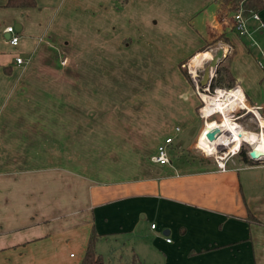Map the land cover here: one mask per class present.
<instances>
[{
    "label": "crops",
    "instance_id": "1",
    "mask_svg": "<svg viewBox=\"0 0 264 264\" xmlns=\"http://www.w3.org/2000/svg\"><path fill=\"white\" fill-rule=\"evenodd\" d=\"M7 1L0 0V264H80L93 228L99 240H117L110 254L120 264H264V156L248 163L234 153L221 169L186 154L199 147L202 121L216 119L197 120L200 96L182 62L214 44L229 49L223 60L230 58L245 106L264 114V66L252 51L254 37L233 24L241 5L234 11L223 0H37L31 7ZM259 13L264 20V8ZM86 19L98 33L79 31ZM248 23L264 40L260 20ZM11 24L20 35L16 45L6 31ZM170 26L183 34L168 41L152 31ZM118 27L124 37L116 40L110 34ZM127 35L141 55L155 48L158 69H170L179 90L176 113L194 110L183 118L185 132L172 120H145L132 99L118 108L107 102L101 82H111L106 65L114 58L94 46L82 53L79 45L114 46ZM113 109L128 120H100ZM257 119L237 122L258 134L264 119ZM168 136L171 163L162 164L152 157Z\"/></svg>",
    "mask_w": 264,
    "mask_h": 264
},
{
    "label": "rangeland",
    "instance_id": "2",
    "mask_svg": "<svg viewBox=\"0 0 264 264\" xmlns=\"http://www.w3.org/2000/svg\"><path fill=\"white\" fill-rule=\"evenodd\" d=\"M241 2H239L236 7H234V11L238 8ZM188 8L184 7L182 12H179L176 14V16L182 21L185 15H187ZM260 15L263 16V14L259 13ZM138 16H140V13H138ZM80 26H83V28H79L80 32L83 33H88L86 29H89V32H92L91 29L95 30L96 33H98V29L96 26L92 28V23L90 20L83 21L79 23ZM85 26H87L85 28ZM137 27H140V24H137ZM177 27V26H176ZM249 30H253L252 27L248 23ZM137 29L136 34H139V29ZM101 34L105 33V30L100 29ZM157 30L160 31V34L164 36L169 35L171 36L168 41H171V38L173 37L172 33H178L179 32V37L181 36L180 33L183 34V30L177 28H172L170 26L168 29H159L156 28L152 30L154 33H157ZM113 31V29L111 30ZM129 31V30H127ZM237 31V30H236ZM235 30L231 31L232 35L239 36ZM115 34H110L111 36H115L116 40L119 39L120 36H123L124 30L121 28H116L114 29ZM258 33L251 34L252 37H254L253 42V48L252 51L254 55L257 57V62L258 64H262V67L264 66V40L260 36L258 39L256 38ZM134 36V35H133ZM132 36V37H133ZM124 37V36H123ZM131 38V36H130ZM130 38L127 35V39L123 40L120 42L118 45L109 44H96V45H79L81 47V52L85 54H91L92 53V46H94V50L99 52V55L103 53H107L110 59L114 58V61H109L106 66H108V71L110 74L109 84H106L105 82H101L104 86L102 87V91L104 92V95L106 96V100L109 104H111L114 107V103H117V108L132 99V102L136 103L138 107H143L142 110L140 109H134L136 112L141 111L142 115L145 120H172L174 122L173 125H179L181 127L182 132H185V128L187 127L185 125L184 117H186L189 114H194V110L190 109V113L186 112L184 114L185 110L181 113H176V110L174 109L175 106L179 105L180 103L174 100L173 98L176 97L177 93H179V90H177V87L175 86V78L170 74V69H158L161 67L160 65H163L162 62H157L156 61V53H155V48L149 49L148 53L145 51L141 55V51H138V49H133L132 45H130ZM122 39V38H121ZM86 42H83V44ZM180 46V44H179ZM220 50H223L222 58L220 61L223 60L226 54L229 53V49H226L223 47L222 43H216L214 44L210 49L203 51L208 52V58L207 61H205V64L200 65L198 68L195 66V72L192 71V63L197 62L198 56L196 54V57L192 60V58H189L185 60L183 63H185L182 66L183 73L187 77L188 81L193 84V86L196 88L197 93L200 96V100L197 104L196 108V117L197 120H207V119H216V120H221L222 115L220 113H215L214 115L211 116H205L202 113V107L205 105V100L203 98L202 93H207L209 95H215L217 94L216 89L217 88H224L225 86H215L212 88L210 86V90H204V87L208 86V84L211 83L212 78L217 75L216 74V67L213 65L212 61L220 53ZM211 51V52H210ZM201 53V52H200ZM86 58L88 56L84 54H79V58ZM101 60L103 61V65L105 64V59L101 57ZM116 62V65L114 64ZM260 62V63H259ZM131 63V64H130ZM180 63V62H179ZM170 64V62H166V65ZM219 64V63H218ZM210 66L211 69V77L209 79V82L207 85L202 84V80L205 75L206 67ZM116 67V69H115ZM114 69V72H113ZM193 73H197L198 76V84L196 83ZM115 75L116 77L113 79L112 75ZM113 80V81H112ZM175 83V84H174ZM228 88V87H225ZM234 88V87H233ZM229 89V88H228ZM200 90V92H199ZM152 108H147L148 104ZM100 108H102L100 106ZM147 108V109H146ZM180 111V110H179ZM111 114L106 115L105 117H100V120H128V115L126 113H123V109H113L110 110ZM231 116L236 122L241 119V120H258L257 116L261 115V117L264 118V114L259 108H256L251 105L247 106H239L237 105V108L231 109ZM259 113V114H258ZM184 114V115H183ZM95 120H99L96 118ZM209 121V120H208ZM254 122V121H253ZM202 126L200 132L197 134V142H198V137L205 125V123L202 121ZM264 124V121L261 122V126ZM258 126V125H257ZM259 129V127H258ZM246 130V129H245ZM247 132L249 131L248 129L246 130ZM261 131V130H260ZM258 131V134H261V132ZM180 132V131H179ZM181 132V133H182ZM249 133H256V132H249ZM164 135V134H163ZM224 147V152H227V154L230 156H234V144L232 145H220ZM245 148L247 152H251L252 147L250 144L247 142H242L240 145V149ZM186 154H191V156H196V158L192 160L196 162H202L200 163L201 165L209 166L211 164L217 163L216 158L217 154L216 152H209L206 149H201L200 147H193L188 150ZM237 151V150H236ZM221 151V153H224ZM240 153V152H239ZM236 153V157L238 159L240 158V154ZM184 162H190L191 158H186L184 157ZM230 160V159H229ZM117 240L114 237H105L101 238L97 243V249L100 252H103L104 257L108 259H113L115 264H120L118 262L117 257L111 256L110 254V249L112 245L116 244ZM74 254H78L79 256V249L74 246L70 250Z\"/></svg>",
    "mask_w": 264,
    "mask_h": 264
},
{
    "label": "bare ground",
    "instance_id": "3",
    "mask_svg": "<svg viewBox=\"0 0 264 264\" xmlns=\"http://www.w3.org/2000/svg\"><path fill=\"white\" fill-rule=\"evenodd\" d=\"M208 52L201 53L198 56V60L192 63V71L195 72V66L199 65L203 59L208 56ZM204 61V60H203ZM233 90V91H232ZM229 93L225 94V91L219 90L215 95H209L202 93L205 100V105L202 107V113L205 116H211L215 113L222 115L221 121H211L205 124L202 134L199 139V147L206 149L209 152L216 151V145H232L234 144V153H236L242 144L246 141L251 144L252 150L256 152V156H264V124H262L261 134H250L245 131L238 122H236L231 116V109L237 108V105L245 106L243 103L242 93L239 89L233 88ZM226 97V98H225ZM242 98V99H241ZM223 128L222 133L214 140H210L207 137V133L213 128ZM245 143V142H244ZM237 150V151H236Z\"/></svg>",
    "mask_w": 264,
    "mask_h": 264
},
{
    "label": "trees",
    "instance_id": "4",
    "mask_svg": "<svg viewBox=\"0 0 264 264\" xmlns=\"http://www.w3.org/2000/svg\"><path fill=\"white\" fill-rule=\"evenodd\" d=\"M227 2H232L233 7L241 2V6L247 15H250L252 11H260L264 8V0H223ZM7 5L10 6H23V7H31L37 5V0H8ZM209 44H205L200 50H204L208 47ZM185 61V60H184ZM183 61V62H184ZM182 62V63H183ZM216 74L210 83V86L214 88L215 86H225L228 88L235 87L237 85L236 78L233 76L230 70V58L228 55L226 58L219 62L216 67ZM259 114V113H258ZM261 117V115H260ZM264 119L263 117H261ZM240 157L245 162L255 163L258 160L252 158L245 148H241ZM100 234L93 228V231L90 235L84 257L80 264H113L108 261L103 253L99 252L97 249V242L99 240ZM136 261V256L133 255V262Z\"/></svg>",
    "mask_w": 264,
    "mask_h": 264
},
{
    "label": "built area",
    "instance_id": "5",
    "mask_svg": "<svg viewBox=\"0 0 264 264\" xmlns=\"http://www.w3.org/2000/svg\"><path fill=\"white\" fill-rule=\"evenodd\" d=\"M249 17H254L258 20H260V25L258 26V28H262L264 27V20L261 18L260 14H259V11H252L250 15H247L244 11V9L242 7L239 8V10H237L234 14V26L235 28L238 30V32L241 34V35H251L252 32L251 30H249V27H248V19ZM6 31L10 33V36H9V40L12 44H18L19 43V40H20V35L18 34L15 26L13 24L7 26L6 28ZM24 59L22 56H18L17 57V61L18 62H22ZM193 77L196 81V83L198 84V76H197V73H193ZM236 89H239V87H234ZM233 88H217L216 89V92H218L219 90H223L225 91V94L227 93H231L230 91L232 90ZM204 90H210V84H208V86L204 87ZM200 92V90H199ZM173 141V136H168L164 142H162L161 144H159L158 146V149H157V153L155 155H153V160H155L156 162H159V163H162V164H165V163H171V157H170V144L172 143ZM240 147L238 149V151L236 153H239L240 152ZM224 152V147L223 146H220V144H217L216 145V153L218 154L217 155V158H216V161H217V164L218 166L221 168V169H226L227 168V162L228 160L230 159V156L227 154V152H224V153H221ZM248 154L251 156L250 154V151L248 152ZM257 159H263V157H257ZM152 226L155 227L156 226V223H152ZM167 240H171V238L169 237Z\"/></svg>",
    "mask_w": 264,
    "mask_h": 264
},
{
    "label": "water",
    "instance_id": "6",
    "mask_svg": "<svg viewBox=\"0 0 264 264\" xmlns=\"http://www.w3.org/2000/svg\"><path fill=\"white\" fill-rule=\"evenodd\" d=\"M222 54H223V50H220V53L215 56V58L213 59L212 63L213 65L217 66L218 63H219V60H221L222 58ZM211 77V69H210V66H207L206 67V71H205V75H204V78L202 80V84L205 86L207 85V83L209 82V79ZM223 131V128L221 127H218V128H213L212 130H210L208 133H207V137L210 139V140H214L216 139ZM251 154V157L252 158H257L256 156V152L255 150H251L250 152Z\"/></svg>",
    "mask_w": 264,
    "mask_h": 264
}]
</instances>
